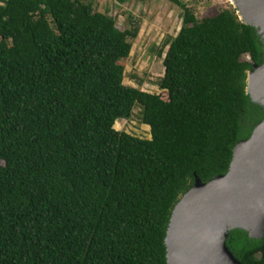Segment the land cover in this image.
Segmentation results:
<instances>
[{"label": "trees", "instance_id": "16d2710c", "mask_svg": "<svg viewBox=\"0 0 264 264\" xmlns=\"http://www.w3.org/2000/svg\"><path fill=\"white\" fill-rule=\"evenodd\" d=\"M167 1L183 18L157 52L163 100L123 83L131 18L119 30L88 0H0V264H167L175 204L226 174L263 119L245 93L264 63L256 30L232 6L199 20ZM135 107L150 139L114 129ZM226 245L264 264V237Z\"/></svg>", "mask_w": 264, "mask_h": 264}, {"label": "water", "instance_id": "95a60500", "mask_svg": "<svg viewBox=\"0 0 264 264\" xmlns=\"http://www.w3.org/2000/svg\"><path fill=\"white\" fill-rule=\"evenodd\" d=\"M231 6L264 50V0H231ZM245 93L264 109V63H252ZM232 230L264 237V117L233 147L226 174L207 183L195 177L175 204L165 236L167 264H243L226 245Z\"/></svg>", "mask_w": 264, "mask_h": 264}, {"label": "rangeland", "instance_id": "374dc122", "mask_svg": "<svg viewBox=\"0 0 264 264\" xmlns=\"http://www.w3.org/2000/svg\"><path fill=\"white\" fill-rule=\"evenodd\" d=\"M95 11L107 13L116 19L119 30L126 28L127 18L138 23L139 32L132 41L129 57L122 62L124 81L127 86L167 100V93L160 90L158 81L163 77V59L158 51L168 38L176 37L182 26L183 9L167 0H152L142 3L138 0H88ZM191 9L197 19L215 16L222 9L231 7V0H180ZM167 48V47H166ZM140 110L135 107L127 119L118 120L114 129L118 132L150 139V129L140 120ZM118 129V130H117Z\"/></svg>", "mask_w": 264, "mask_h": 264}, {"label": "bare ground", "instance_id": "6f19581e", "mask_svg": "<svg viewBox=\"0 0 264 264\" xmlns=\"http://www.w3.org/2000/svg\"><path fill=\"white\" fill-rule=\"evenodd\" d=\"M118 130V129H117Z\"/></svg>", "mask_w": 264, "mask_h": 264}]
</instances>
